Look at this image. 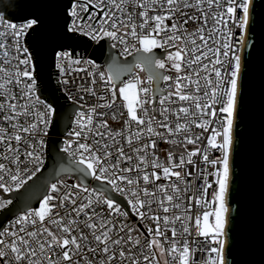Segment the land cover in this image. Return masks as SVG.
<instances>
[{
    "label": "snow or ice",
    "instance_id": "1",
    "mask_svg": "<svg viewBox=\"0 0 264 264\" xmlns=\"http://www.w3.org/2000/svg\"><path fill=\"white\" fill-rule=\"evenodd\" d=\"M18 8L0 14V264H252L257 239L264 264L256 0Z\"/></svg>",
    "mask_w": 264,
    "mask_h": 264
},
{
    "label": "water",
    "instance_id": "2",
    "mask_svg": "<svg viewBox=\"0 0 264 264\" xmlns=\"http://www.w3.org/2000/svg\"><path fill=\"white\" fill-rule=\"evenodd\" d=\"M24 0H0V14L5 15V17L15 16L19 12L18 5L23 4ZM257 3V23L255 26V35L257 40L258 47L261 45V42H264V0H256ZM256 86L258 90V80L256 81ZM62 104L65 103L63 99L60 101ZM254 110L256 112V124L254 128V134L257 138V171L259 165V147H258V138H259V101L258 96L254 104ZM52 146H49V151H51ZM31 183V182H30ZM6 198H11L12 194H3ZM4 210H0L2 213ZM2 218V217H0ZM248 261H251L252 264H259L261 260V250L259 246L258 239L251 247H245L242 254L238 257Z\"/></svg>",
    "mask_w": 264,
    "mask_h": 264
},
{
    "label": "built area",
    "instance_id": "3",
    "mask_svg": "<svg viewBox=\"0 0 264 264\" xmlns=\"http://www.w3.org/2000/svg\"><path fill=\"white\" fill-rule=\"evenodd\" d=\"M8 193H5V195H7Z\"/></svg>",
    "mask_w": 264,
    "mask_h": 264
}]
</instances>
